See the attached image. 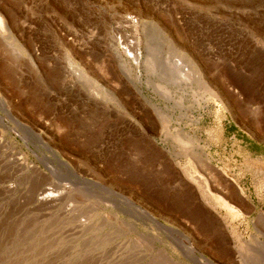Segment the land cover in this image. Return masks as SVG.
Returning a JSON list of instances; mask_svg holds the SVG:
<instances>
[{
  "label": "rangeland",
  "instance_id": "374dc122",
  "mask_svg": "<svg viewBox=\"0 0 264 264\" xmlns=\"http://www.w3.org/2000/svg\"><path fill=\"white\" fill-rule=\"evenodd\" d=\"M0 15V264H264V0H0ZM182 53L224 106L188 111L211 161L180 155L149 104L175 122ZM175 160L240 213L237 240Z\"/></svg>",
  "mask_w": 264,
  "mask_h": 264
},
{
  "label": "bare ground",
  "instance_id": "6f19581e",
  "mask_svg": "<svg viewBox=\"0 0 264 264\" xmlns=\"http://www.w3.org/2000/svg\"><path fill=\"white\" fill-rule=\"evenodd\" d=\"M0 27L2 28L3 32H5V34H7V35L10 34V26H9L8 20L5 19L3 17V15H0ZM124 38L125 37H124V34H123L122 40ZM122 44L123 43H121V42L117 43L118 49L120 48V49H124L125 51H127L126 48H124V46ZM170 45H172V44H170ZM114 51L116 52V56L118 57L120 64L122 65V67H124L123 65L125 64V62L121 59L120 55L118 54L117 49L114 48ZM176 52H177V55H179L178 54L179 52L178 51H176ZM134 53L133 54L127 53V54H129L128 55L129 57L133 56L136 59H137V57L140 58V53H139V49H138L137 40H136V49H135ZM178 58H180V57H178ZM182 58L184 60V63L187 65V67H184V64H183V66H180V69L174 70L172 73L167 72L168 74L171 75L170 78H172V81L174 83L178 81V82L183 83L184 86H187V90L184 93V96L181 97L183 99H181V100L177 99L175 101V103L180 108L177 117H175V122H174V120L172 118L173 115L170 114L169 111L166 108H161V107L155 105L156 103L153 104L152 102H149V104H150V107H151L152 111L155 114L157 122L159 123L162 131L167 130V128L170 127L172 122L175 123L176 126L174 128L175 129L174 130L175 131L174 134L177 137H179L181 139L182 143H183L182 147H181L180 155H186L189 152L188 148L191 145H193L194 148L197 149V151L196 150L195 151L200 154L201 158L203 157V158H206L207 160L211 161L210 157L207 155V152L205 150V146L200 145L199 144V140L195 137V135L189 133V131H187L185 129V126H187V125L192 126V125L195 124V121L190 119V117L188 115V111L191 112L193 110V108L197 105L200 110L205 112L206 110H208L211 100H212V102L213 101L215 103L217 102L218 105L220 106V108H222V109H224V106H222V103H221L222 100H221V97H220V92L217 91V93L214 94V93H212V90L210 89V86H209L210 83H209V81H208V79L206 77L207 73H206L205 65H201L199 63L194 62L193 58L190 55L186 54V53H182ZM155 88H157L158 90H161L160 86L155 87ZM197 91L201 92V97L200 98L197 97ZM213 94H214V96L211 97ZM188 98H190V100ZM184 102H189V104L185 105ZM220 103H221V105H220ZM182 121L185 123L184 127L180 126V122H182ZM176 156L178 157L179 154H176ZM174 158H176V157H174ZM175 161H176L177 166L183 171L185 177L189 180V182L193 183L194 186H196V191H197V193L200 194L201 199L208 206H210L211 209H213L212 211H215L217 214L220 215V217L223 220V222L225 223L226 227L229 228V232L228 233H230V235L235 240H237L238 236L240 235V232L237 231V227L233 223L236 220V218L240 217V213L238 211H236L231 205H229L225 201V199L223 197L221 198L220 195L218 196V195L215 194L216 192H214V193L212 192V189H211L212 181H211V179H209L210 177L209 178L204 177L198 171L197 165H193L192 163L187 162V161H186L187 163H180L177 160H175ZM245 163H246V161H245ZM253 163H252L253 166H251V167L254 168V170L258 169L257 172H259V173L263 172V174H264V162H260V161L257 160V161H255ZM262 177H264V176H262ZM217 178L219 179L220 176H218ZM260 179L262 181V178H260ZM216 182H218V181H216ZM262 183H263V181H262ZM263 184H261V186H264ZM214 185H213V187H214ZM238 189H239V187H238ZM222 192H223V190H222ZM238 192L239 191H237V193ZM240 193H241V195H243L241 191H240ZM220 194H222V193H220ZM51 196H53V194L46 189L45 191H43L41 193L40 200L41 201H48L49 199H51ZM228 196H229V194H228ZM240 197H242V196H240ZM226 198L228 199V197H226ZM137 209H139V208H137ZM141 212L143 214H145L144 211L141 210ZM176 241L184 248V250H186V252H188L191 256H193L192 251L190 250L189 247L183 246L181 244V242H179V240H177V239H176ZM196 259H198V258H196ZM200 259H202V258H200ZM202 260L204 261V259H202ZM207 263L211 264L209 261Z\"/></svg>",
  "mask_w": 264,
  "mask_h": 264
},
{
  "label": "water",
  "instance_id": "95a60500",
  "mask_svg": "<svg viewBox=\"0 0 264 264\" xmlns=\"http://www.w3.org/2000/svg\"><path fill=\"white\" fill-rule=\"evenodd\" d=\"M131 205H133L132 203H130ZM134 206V205H133ZM145 215L151 220L152 218L149 217L146 213ZM153 220V219H152ZM153 222L158 226V227H161V228H164L167 232L171 233V234H177V231L172 229V228H169V227H166L162 224H160L159 222H157L156 220H153ZM179 240V239H178ZM179 242H181V244L185 247H188L187 245H185L181 240H179ZM193 254V258L196 259L198 258L197 255L194 253V251L192 252ZM200 258L204 259L205 261L208 262V260H206L205 258H203L202 256H199Z\"/></svg>",
  "mask_w": 264,
  "mask_h": 264
}]
</instances>
